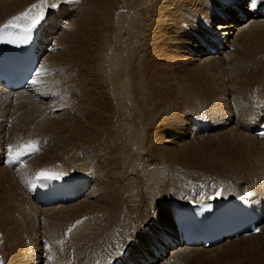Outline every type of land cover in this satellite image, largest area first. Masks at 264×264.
Returning <instances> with one entry per match:
<instances>
[{"label": "bare ground", "instance_id": "bare-ground-1", "mask_svg": "<svg viewBox=\"0 0 264 264\" xmlns=\"http://www.w3.org/2000/svg\"><path fill=\"white\" fill-rule=\"evenodd\" d=\"M79 1L81 5L75 9L72 0L61 2L56 8H46L41 22L45 43L41 47L44 53L37 71L41 75H35L37 84L29 85L24 92L0 90V104H16L10 108L13 114H7L12 119L23 118L44 91L61 97L70 85L68 89H74L73 92L69 90L72 99L76 94L82 99L84 92L94 90L95 83L102 90L98 96L100 101L93 98L97 108L86 110L88 113L83 116L87 115L88 121L85 119L84 127L78 128V134L81 128H87L86 136L76 133L71 138L69 133L83 122L78 120L79 116L74 120L80 122L75 128L74 118L71 122L68 120L75 130L68 133L72 140L67 138V133L63 140L69 139L74 144V149L71 147L74 151L64 164L52 160L41 167L44 161L40 160L41 163H37L40 170L34 168L36 171H31V179L27 175L13 178V173H19L34 159L15 163L17 170L13 172L9 171L8 165L4 169L0 166V172L11 176L8 183L0 181V210L11 211L6 226L5 220L0 221V230L5 226L3 231L9 237L0 234L6 236V243L1 237L0 241L3 240L8 249L4 264H153L156 261L153 250L160 254L166 252L168 257L158 264H178L187 253L211 255L236 243L238 247L241 245L240 249L236 246L238 253L247 256L245 263L264 264V140L250 132L264 123V43L261 44L264 19L247 11L243 0H124V8L120 7V0ZM36 3L38 0H0V26ZM234 8L249 19L244 21ZM73 9L80 10V18L76 19V12L71 17ZM74 19L78 20V26ZM76 40L83 44L89 42L93 47L92 55L87 52L94 59V64L89 62L92 64L90 72L96 76H90L92 80L96 78L92 86L89 84L91 79L86 82V70L80 74L82 69L78 68V62L75 67L68 66L71 64H68L69 59L77 60L74 58L77 54L73 53ZM213 40H219L223 46L218 50L217 58L206 53L208 46L216 47ZM78 44L74 46L76 49L80 47ZM82 47L87 49L88 44ZM82 52L80 55L86 51ZM85 63L87 61L82 63L83 66ZM66 65L67 69H76L74 73L81 75L79 79V74L73 76L70 72L74 80L87 75L83 77L84 85L75 80L78 88L83 86L87 90L90 86L92 90L89 87L86 92L84 88L85 91L77 88L80 92H76V84L67 80L70 74L62 72ZM220 69L229 70L225 77L229 79L227 83L225 78L218 76L216 71ZM53 71L56 76L50 75ZM83 98L89 100L87 95ZM69 99L71 97L68 102ZM72 99L73 104H69L73 108L68 104L71 111L65 110L71 115L78 109L76 111L80 110L82 114V107L85 108L87 102L77 98L83 102L82 107L77 103L79 109ZM63 100L60 103L64 104ZM50 120H41L39 125L31 127V131L39 135V130ZM55 120L51 129L62 132L65 126L62 128L59 119L56 120L58 123ZM197 120L208 129H215V123H219L225 130L216 137L202 138L206 149L203 147L200 155L216 159L217 164L222 161L210 170L197 165L195 151L199 150V140L194 144L183 139L190 132L208 131L194 132ZM22 124H16L17 132L21 127L26 128ZM3 125L0 132L4 138ZM68 127L66 129L70 130ZM42 131L48 135L46 130ZM53 137L51 135L52 143L58 140ZM47 138L45 145L46 141L51 142ZM119 139L120 143H117ZM60 141L58 147H61L62 139ZM12 142L14 144V140L10 144ZM60 147L61 151L63 146ZM12 165L9 168H14ZM199 169L214 175V182L206 183L199 178L189 181L182 176ZM42 170L59 174L58 178L69 181L76 192H81L80 196L69 204L35 205L31 194L33 187L26 181L35 182L36 173ZM6 184L3 193L1 186ZM85 185L88 188L83 191ZM218 188H221L220 199L259 208L262 214L258 225L260 231L227 239L209 249L175 246L172 223L175 212L189 201L208 200ZM77 221L81 223L77 224ZM69 228L72 229L70 232ZM2 247L0 249L4 251ZM123 250H127V256H123Z\"/></svg>", "mask_w": 264, "mask_h": 264}, {"label": "rangeland", "instance_id": "rangeland-1", "mask_svg": "<svg viewBox=\"0 0 264 264\" xmlns=\"http://www.w3.org/2000/svg\"><path fill=\"white\" fill-rule=\"evenodd\" d=\"M73 1V3L71 2V4L73 5V8L75 7V6H77V7H79L80 5H81V2L79 1V0H72ZM121 1V5H120V7L121 8H124V3H125V1L124 0H120ZM51 2H53V0H51L50 1V3ZM77 4V5H76ZM75 9V8H74ZM73 9V10H74ZM79 10V9H78ZM77 9L76 10H74L73 12H72V15H71V17L75 14V12H76V14H75V16H78V17H76V19H78V18H80L81 16H80V13H79V11H78ZM78 12V13H77ZM54 13V12H53ZM63 15V14H62ZM64 16V15H63ZM70 17V18H71ZM76 19H74V24H76V26H78V20H77V22H76ZM224 21H226L225 19H224ZM77 41V40H76ZM80 44V47L78 46V48H80V51H83L82 53H84V51H86L85 53L87 54V52L88 53H90L91 55H92V45L91 44H89V42L87 43L88 44V47H87V49H85V48H83V49H81V46L83 45L84 47H86L87 46V44H86V46H85V44H83V43H80V42H78L77 41V44ZM91 43V42H90ZM262 43H264V39L261 41V44ZM77 44H75L76 45V47H77ZM78 44V45H79ZM74 45V44H73ZM74 45V46H75ZM73 46V48H74V51H73V53H75V54H77V55H75L76 57H74V58H77V60L80 58V63H79V61H77L76 59H75V61H74V59H73V61H71V59H69V63L68 64H70V65H68V66H77V65H80V67L78 66V68H80V70L82 71V72H80V74H82V73H84L85 72V70H86V73H87V75H85L84 74V76H87L86 77V82L87 81H90V79H91V81L89 82V84L92 86V84L91 83H93L94 84V79L96 80V78H94L93 80H92V78L95 76L94 74H92L91 72H90V68H91V66H92V64H94L93 62H94V59H93V56H91L90 54H82V55H80L81 53H80V51H79V49L77 48H75ZM76 49V50H75ZM73 50V49H72ZM85 55L88 57H86V58H84L85 57ZM78 56V57H77ZM84 56V57H83ZM89 56H91V57H89ZM124 54H123V56H122V59L124 58ZM82 58H83V60H82ZM89 58H90V60H89ZM87 59V60H86ZM93 59V60H92ZM87 61V63H85V67L83 66V64H84V62H86ZM72 62H75V63H73L74 65H72ZM76 62H78L77 63V65H75L76 64ZM92 63V64H90V63ZM83 63V64H82ZM89 63V64H88ZM86 64H87V66H86ZM67 65H66V67H65V69L66 70H68L69 69V67H68V69H67ZM81 66H82V68H81ZM89 66V67H88ZM64 67V66H63ZM62 67V68H63ZM77 68V67H76ZM87 68H89V72L93 75H91L89 72H87ZM85 69V70H84ZM66 70H64V69H62V72H68V74L67 73H65L66 75H69L70 77H68V79L67 80H72L71 82L72 83H74V84H76V88H75V91L77 92H80L79 90L81 89V91H82V89L84 88L83 86L81 87V85L80 84H78V86L79 87H81V88H78L77 87V81H79L78 83H80V82H82L83 84L82 85H84V81H85V79H83V75H82V79L81 80H79L80 79V74H79V72H78V74H79V79H78V77H75V80H77L76 82H75V80H74V77H72V75H71V73H73V76H78V74H76V73H74V72H76V69H69V71H66ZM71 70V71H70ZM72 70H75V71H72ZM77 71H79V69L77 70ZM84 71V72H83ZM71 72V73H70ZM217 73H218V76H220V78L221 79H224L228 74H229V70L228 69H220V70H218V71H216ZM63 73V74H64ZM89 73V74H88ZM221 73V74H220ZM56 74L57 73H55L54 71L52 72V73H50V75H52V76H56ZM64 74V75H65ZM74 74H76V75H74ZM45 75V74H44ZM92 78H91V77ZM96 77V76H95ZM70 78V79H69ZM77 78V79H76ZM87 78L89 79V80H87ZM83 80V81H82ZM229 81V79L228 78H225V82L227 83ZM86 82H85V85H86ZM65 83H66V80H65ZM88 83V82H87ZM66 84H68V83H66ZM89 84H87V85H89ZM86 85V86H87ZM94 85H96L95 86V88H97L98 89V94L97 93H95V90H97V89H95L94 88V90H92V87H90L91 89H89V90H92V92H93V95L92 96H94V97H92V96H89L90 94H92V92H87V91H89L88 90V86H87V90H86V92H87V94L84 92V96L83 97H85L86 95L88 96V98H89V100L87 99V98H83V97H81L82 99H84L83 101H85V102H87L86 103V109L85 108H83L82 107V104H83V102L81 103V102H79L78 100H81L82 101V99H80L78 96H77V94L75 95V97L73 98L74 100H75V104H76V106L78 107L79 106V104L81 105V107H82V109L84 110H82V114L81 113H79V111H76V110H78V109H73L75 112H76V114H75V112H74V114L72 113L71 115H70V111H71V109L70 108H68V104L71 102V104H73V102L71 101V99H72V95L69 93V90H71V89H68V88H71V86L69 87V86H67L68 88H67V90H68V92H67V90H66V88H65V92H66V94L65 93H63V95L60 97V96H55V95H52L51 93H50V91H44L43 93H42V95H39V97L37 98V100L33 103V105L26 111V113H25V116L23 117V118H18V119H12V118H10L7 114L9 113V114H13L11 111H12V109H10L11 107H13V106H15L13 103L12 104H10L9 102L8 103H5V104H0L1 105V108H0V128H1V126L3 125V121H4V125H3V128H2V130L1 131H6V134H5V137L3 138V132H0L1 134H0V141H1V144H0V166H1V169H4L7 165H8V169H9V171H11V172H13V171H15V170H17L16 168V166H15V163H18V162H15L14 163V165H12L13 163H8V164H6L7 163V158L6 157H8V149H6V147L8 148V145H14V146H18V145H22V144H25L26 142H28V141H35L36 140V142H37V147L39 148V151H37V152H27V153H25V154H27V155H23L24 156V159H23V161L22 162H24V161H26L27 159H34L32 162H30L29 164L31 165H27L23 170H21L19 173H17L16 174V172L15 173H13V178L14 177H18L19 176V178H22V177H20V175H27L28 176V178L29 179H31L32 178V173L33 172H35L36 170L35 169H37V171L38 170H40V166L42 167V165L44 166V165H46V164H48V162H50V161H52L53 163H59V164H64L65 162H66V160H67V158H68V155H70V154H73V149H74V144H72V142L70 141V140H72V139H70L69 138V134H71V138H73V137H75L77 134H78V128H80V127H84V125L86 124V120L88 121V116L86 115V116H83V114L84 113H88L91 109H96L97 108V106L96 105H94V104H97L96 102L97 101H100L101 100V98L100 97H98L99 96V94L102 92V90H101V88H99V86L95 83ZM93 85V86H94ZM85 86V87H86ZM79 90H78V89ZM77 89V90H76ZM83 89V91H85ZM74 90V89H73ZM73 90H71L72 92H73ZM65 94V95H64ZM70 94V96H67V95H69ZM97 95V96H95V95ZM102 94V93H101ZM101 96V95H100ZM58 97V98H57ZM60 97V98H59ZM64 97H67V98H65L64 99ZM71 97V99H69L70 100V102H68L67 100H68V98H70ZM77 98H78V100H77ZM93 98H95V99H97V101L96 100H94L93 101ZM64 99V100H63ZM72 99V100H73ZM87 99V100H86ZM61 100H63V102H64V104L63 103H60V102H62ZM65 100L68 102H65ZM73 100V101H74ZM78 101V102H77ZM91 102V103H90ZM92 102H93V107H91V105H92ZM95 102V103H94ZM67 103V104H66ZM77 103H79V104H77ZM59 104H61V105H63L64 106V108H63V106H59ZM71 104H69V107L71 106V108H73L72 107V105ZM57 105V106H56ZM76 106H74V107H76ZM83 106H85V103H84V105ZM96 106V107H95ZM67 107V108H66ZM76 107V108H77ZM81 107L79 106V109H81ZM6 109V110H5ZM7 109H9V112L7 111ZM65 109H67V110H70V111H66ZM11 110V111H10ZM72 110V111H73ZM88 112H87V111ZM64 111V112H63ZM86 111V112H85ZM14 112V111H13ZM65 113V114H63V113ZM70 112V113H69ZM77 112L80 114H78L77 115ZM81 112V111H80ZM62 113V114H61ZM69 113V114H68ZM61 115V116H60ZM67 117H66V116ZM70 115V116H69ZM65 116V117H64ZM75 116H77V118H75ZM83 119V120H85V123H84V121L80 118V117ZM60 117V118H59ZM71 118V119H67V118ZM78 117H79V119H78ZM85 117V118H84ZM59 120H58V119ZM74 118V119H73ZM26 119H29V120H26ZM47 119H51L50 121H49V123H48V125L47 126H45L44 128H42L41 130H39L40 131V136L37 134V133H35L34 134V132L33 131H31V127L32 126H34V127H36L37 125H39V123H40V121L41 120H47ZM58 120V122L59 123H61V125H62V128H63V130H65L64 131V133H63V130H61L62 132H60V131H58V130H56V131H53L51 128V125L52 124H54V120ZM65 119H66V121L67 122H65ZM73 119V120H72ZM79 120L81 123L83 122V125L82 124H79L80 122H76V121H74V120ZM56 120H55V123H58V122H56ZM60 120L62 121V122H64L63 124H62V122H60ZM68 120L71 122V120L73 121L72 123H74V122H76V123H74L73 125L75 126V128H76V124H79L80 126L79 127H77L76 129L77 130H75L73 127L74 126H72V124L69 122V124H71V125H69L68 124ZM31 121H33V123H31ZM28 122H30L29 124H28ZM214 122H216V121H214L213 120V123ZM17 123H19V124H22V123H24V124H22V125H25L26 126V128L24 129L23 127H21L20 128V132H17L16 131V124ZM12 124H13V127H12ZM68 124V125H67ZM196 124V123H195ZM194 124V125H195ZM82 125V126H81ZM212 125V124H211ZM28 126V127H27ZM66 126L68 127H70V130H68V129H66ZM78 126V125H77ZM68 127V128H69ZM71 127H72V129H71ZM9 128H10V130H9ZM48 128V129H47ZM82 128H81V130H80V133L82 134H78V135H80V136H86V134L84 133V132H86L87 130V128H85L84 130H82ZM213 128V127H212ZM215 129H209V132H207V131H205V132H203V133H199V134H201V135H199V134H195V133H192V132H190V133H188V135H186V136H184L183 137V139H185V141H190V142H193L194 144H195V142L197 143L198 142V140H199V150H196L195 151V155H196V157H197V165H198V167H201L202 169H207V170H210V169H212V168H214L215 166H217L219 163H221L222 161H218L219 163L217 164V160L216 159H208V158H206V157H203L202 155H200V152H201V154H202V152H203V149L205 148L206 149V142H203L202 140V138H204V139H210V138H213V137H216V136H218V134L219 133H223V131H225V130H223V127H220L219 126V123H215V127H214ZM21 129H24L23 131H21ZM7 130H9L8 132H7ZM42 130H46V134H48V135H45V131H42ZM48 130V131H47ZM72 130H75V131H72ZM13 131V132H12ZM15 131V132H14ZM24 131H26V132H24ZM30 131V132H29ZM58 131V133H56ZM70 131H72V133H74V135L72 134V133H69ZM82 131H83V133H82ZM219 131V132H218ZM24 132V133H23ZM43 132H44V134H43ZM47 132H49V133H47ZM95 132V131H94ZM18 133V134H17ZM23 133V134H22ZM26 133V134H25ZM29 135H28V134ZM53 133L54 134H56L57 136H59L60 134L59 133H62L63 135H60V137L61 136H63V138H61L62 139V144H61V147H60V149L62 148V146H63V149H61V151L59 150V147H58V145H60L59 143H61V139L59 140V138L60 137H53V136H55V135H53ZM65 133H69L68 134V136H67V138H69L68 140L66 139V140H63V139H65L66 138V135L67 134H65ZM77 133V134H76ZM93 133V132H92ZM16 134V135H15ZM33 134V135H32ZM43 134V135H42ZM52 135V137H53V139H55V138H57L58 140H56V141H53V143H52V138H51V135ZM59 134V135H58ZM76 134V135H75ZM84 134V135H83ZM91 133H89V135H90ZM95 134H96V136L98 137V134L95 132ZM10 135V136H9ZM13 135H15V137L13 136ZM18 135V136H17ZM28 135V136H27ZM32 135V139L29 137V136H31ZM36 135H38L37 137H36ZM92 135V134H91ZM9 136V137H8ZM47 136L50 138V139H48L47 138ZM190 136V137H189ZM20 138V140H17V138ZM26 137V138H25ZM34 137H36V139H34ZM196 137V138H195ZM3 138V139H2ZM7 138H8V140H7ZM11 138V141L12 140H14V144H13V142L10 144V139ZM16 138V139H15ZM25 139L24 141H22V139ZM27 138H29L30 140H28ZM46 138L50 141L51 140V142H47L46 141V145H45V140H46ZM189 140H188V139ZM199 138V139H198ZM42 139V140H41ZM103 139V138H102ZM39 140V141H38ZM40 140L43 142H40ZM197 140V141H196ZM200 140H201V142H200ZM8 141H10L9 143H7ZM4 142V143H3ZM54 142H56V143H54ZM57 142H59V143H57ZM63 142H65V143H63ZM120 143V139L117 141V143ZM203 142V143H202ZM51 144V146L50 145H48V144ZM74 143V142H73ZM43 144V145H42ZM52 144H56V145H52ZM205 144V146H203ZM2 145V146H1ZM201 145V146H200ZM45 146V147H44ZM50 146V147H49ZM55 146H56V148H55ZM64 146H66V147H64ZM73 149H72V148ZM198 147H196V149L198 148ZM200 147H202L201 149H200ZM204 147V148H203ZM55 148V149H54ZM47 149H48V151H47ZM64 149H66V150H64ZM67 149H68V151H67ZM70 149V150H69ZM14 150H15V148H14ZM51 150V151H50ZM43 151V152H42ZM70 151V152H69ZM45 152V153H44ZM46 152H49L48 154L46 153ZM69 154H68V153ZM57 153H59V154H57ZM63 153V154H62ZM48 156H47V155ZM51 156H50V155ZM40 155V157H38ZM60 155V156H59ZM67 155V156H66ZM36 156V157H35ZM54 156V157H53ZM56 156V157H55ZM58 156V157H57ZM63 156V157H62ZM7 159L6 160V162L4 163V164H2V160L4 159ZM39 159H38V158ZM3 158V159H2ZM37 158V159H36ZM49 158V159H48ZM55 158V159H54ZM206 158V159H205ZM36 159V160H35ZM63 159H64V161H63ZM37 160H39V162L37 161ZM43 162L44 161V163L42 164L41 163V161ZM46 160H48L47 162H46ZM202 160V161H201ZM210 160V162H208ZM214 160V164L211 162V161H213ZM37 161V162H36ZM56 161V162H55ZM61 161V162H60ZM19 163H21V162H19ZM31 163H33V165L31 164ZM36 163V164H35ZM37 163H41L40 164V166H38V164ZM208 163H209V165H208ZM4 165H5V167H4ZM10 165H12V166H14V168H9L10 167ZM37 165V166H36ZM37 168H36V167ZM7 168V167H6ZM29 168V169H28ZM35 168V169H34ZM32 169V170H31ZM42 169V168H41ZM202 169H199V171H197V170H193V171H189L188 173H185V174H183L182 176L184 177V179H187V180H189V181H191V180H193V179H198L199 178V181H206V183H211V182H214V179H215V176L214 175H212L211 173H209V172H205V171H203ZM26 170V171H25ZM30 170V171H29ZM35 170V171H34ZM31 171H33V172H31ZM194 171H196V172H194ZM25 173V174H24ZM169 173V172H168ZM203 174V177H202V174ZM1 174H3V176L1 175ZM0 175L2 176V177H0V181L1 182H5V183H8V181L7 180H9L10 178H11V176H9L8 177V175L7 176H5V174L3 173V172H0ZM205 175V176H204ZM212 175V176H211ZM130 176H132V174H130ZM6 177H8V178H6ZM201 178V179H200ZM209 178V179H208ZM4 179V180H3ZM6 179V180H5ZM207 179V180H206ZM3 180V181H2ZM213 180V181H212ZM32 180H30V182H31ZM87 182V181H86ZM87 183H89V182H87ZM4 186V185H3ZM1 186V189L3 190L2 192L3 193H5L4 192V190L7 188V184H6V186ZM6 187V188H5ZM13 187H15L14 185H13ZM28 187V186H27ZM16 189V188H15ZM26 203H28V202H26ZM152 211H153V208H152ZM4 212V213H3ZM11 214V211L10 210H8V209H2V210H0V221L1 220H5L4 222L3 221H1V222H3V224L6 226V222L9 220V217H10V214ZM3 216V217H2ZM128 217H130V215L128 214ZM7 220V221H6ZM1 222H0V224H1ZM264 223V222H263ZM2 225V224H1ZM3 225V226H4ZM5 226H4V229L3 230H5ZM2 230V231H3ZM1 231V230H0ZM1 231V232H2ZM4 232V231H3ZM7 232V231H6ZM1 235L2 234H6L5 232L4 233H0ZM261 234H262V232H261ZM0 235V237H1V239L3 238V239H5L6 238V236L8 237V234H6V236H1ZM9 238V237H8ZM7 238V239H8ZM0 239V240H1ZM6 241V239L4 240V242ZM3 240L2 241H0V246L4 249V251L2 250V249H0V257H1V259H2V262H3V264H4V262L6 261L5 260V258H6V255H7V253H5V252H8V249H7V246L5 247L4 245H3ZM6 243V242H5ZM4 243V244H5ZM133 244H135V241H133L132 242ZM235 246V247H234ZM236 246H237V248H239L241 245L239 244V247H238V243H236V244H234L233 245V247L232 246H228V247H226V248H224L223 250H221V251H218V252H215V253H213V254H211V255H204V254H201V253H199V252H196V253H187V254H185V255H183V258L178 262V264H247V263H245V260L247 259V256H246V254L245 253H242V252H239L238 253V250L241 248H239L238 250H236L237 248H236ZM0 247V248H1ZM230 247H232V248H230ZM6 249V250H5ZM232 250H233V252H234V254H233V252H232ZM1 252H3L2 254H1ZM223 252V253H222ZM228 252H229V254H228ZM4 253H5V255H4ZM226 254V255H225ZM229 256H228V255ZM232 256H231V255ZM3 255H4V257H3ZM213 255H214V257H213ZM159 258V257H158ZM158 258H156V261L153 263V264H155L156 262V264H158V262H162V261H165L168 257H165V259L163 260V259H158ZM200 258V259H199ZM203 258V259H202ZM209 259V260H208ZM243 259H244V261H243ZM161 260V261H160ZM199 260V261H198ZM205 261V262H204ZM240 261V262H239ZM242 261V262H241ZM189 262V263H188ZM191 262V263H190Z\"/></svg>", "mask_w": 264, "mask_h": 264}, {"label": "snow or ice", "instance_id": "snow-or-ice-1", "mask_svg": "<svg viewBox=\"0 0 264 264\" xmlns=\"http://www.w3.org/2000/svg\"><path fill=\"white\" fill-rule=\"evenodd\" d=\"M61 2H66V0H53V2L51 3H49V0H38V3L31 5V7L27 11L22 12L17 16H13L10 20L7 21L6 24L0 27V32H4L6 29L9 28H18L21 30L22 35L17 36L15 39L5 40L4 42L15 43L17 45L21 43H26L28 40H30L33 30L44 20L46 8H56ZM35 75L39 76L41 75V73L36 72ZM29 83L35 86L37 84V80H30ZM37 151H39V148L37 147L36 141L30 140L25 144L18 146L8 145L9 159L7 160V162L14 164L16 160H19V158L25 155L26 152ZM58 175L59 174L49 173L47 170H42L36 173V181L55 179L58 178ZM26 183H30L32 187L36 186L35 182L26 181ZM216 195L219 196L220 193L217 192ZM79 223H81V221H77V224ZM72 227H75V225H73ZM71 230L72 229L69 228V232ZM255 231L259 232L260 229L256 228ZM59 243H62V241H60ZM49 259H51V257H49ZM0 264H2V262H0Z\"/></svg>", "mask_w": 264, "mask_h": 264}]
</instances>
